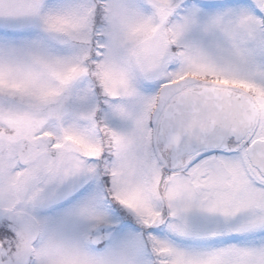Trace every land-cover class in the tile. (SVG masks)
Wrapping results in <instances>:
<instances>
[{
	"label": "snow or ice",
	"instance_id": "6c2138e0",
	"mask_svg": "<svg viewBox=\"0 0 264 264\" xmlns=\"http://www.w3.org/2000/svg\"><path fill=\"white\" fill-rule=\"evenodd\" d=\"M0 264H264V0H0Z\"/></svg>",
	"mask_w": 264,
	"mask_h": 264
}]
</instances>
